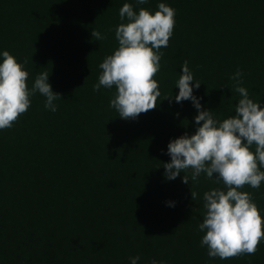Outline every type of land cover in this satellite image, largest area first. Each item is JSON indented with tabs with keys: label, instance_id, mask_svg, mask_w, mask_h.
<instances>
[{
	"label": "trees",
	"instance_id": "trees-1",
	"mask_svg": "<svg viewBox=\"0 0 264 264\" xmlns=\"http://www.w3.org/2000/svg\"><path fill=\"white\" fill-rule=\"evenodd\" d=\"M160 2L176 10L153 77L161 95L156 108L122 119L110 107L115 88L93 89L99 65L118 47L123 4L154 12ZM4 50L28 71L29 89L46 71L61 98L52 112L37 91L0 130V264H130L137 255L138 264H264V238L254 255L208 257L203 194L223 185L193 182L190 170L188 184L183 173L169 181L163 168L170 140L196 129L191 101L174 99L184 61L215 118L235 112L237 68L250 98L264 103V0H0ZM240 190L264 217V182Z\"/></svg>",
	"mask_w": 264,
	"mask_h": 264
},
{
	"label": "clouds",
	"instance_id": "clouds-1",
	"mask_svg": "<svg viewBox=\"0 0 264 264\" xmlns=\"http://www.w3.org/2000/svg\"><path fill=\"white\" fill-rule=\"evenodd\" d=\"M147 0H137L145 4ZM151 12L145 8L134 10L124 3L119 10L122 22L115 28L118 47L99 65L102 70L95 91L115 88L110 107L122 119H136L157 107L161 95L159 84L153 77L161 68L162 53L173 35L176 10L164 2ZM93 37L102 40L101 32L93 30ZM182 74L176 81L179 91L176 103L191 101L197 114L194 117V134L185 133L171 139L167 145L170 162L164 163L165 178L169 181L183 173L185 184L190 178L198 182L203 175L222 184L205 191L202 222L198 224L201 246L207 248L210 258L227 259L233 256L254 255L264 238V217L250 193L241 191L244 185L260 188L264 182V103L250 98L248 89L242 86L244 73L241 69L231 75L235 91L240 98L235 112L223 120L215 118L214 111L204 108L194 88L201 83L194 80L193 72L184 61ZM29 73L22 63L4 50L0 52V130L11 128L17 118L31 105L30 97L37 91L44 96V108L57 111L59 93L52 90L49 73L40 72L29 89ZM178 115V114H177ZM254 146V151L252 150ZM192 198L196 195L192 193ZM174 206V202H169ZM140 256L129 257L130 264H138ZM151 264H163L153 259Z\"/></svg>",
	"mask_w": 264,
	"mask_h": 264
}]
</instances>
